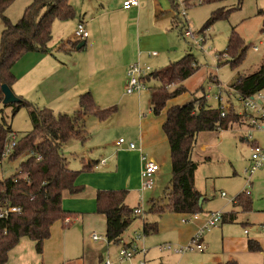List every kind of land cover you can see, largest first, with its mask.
Returning <instances> with one entry per match:
<instances>
[{
    "label": "rangeland",
    "instance_id": "rangeland-1",
    "mask_svg": "<svg viewBox=\"0 0 264 264\" xmlns=\"http://www.w3.org/2000/svg\"><path fill=\"white\" fill-rule=\"evenodd\" d=\"M87 1L69 0L72 6L76 8L81 7ZM92 1L97 3L98 6L101 4L108 6L109 4L115 7L118 4L122 5V9H125L123 0ZM163 1L164 10H166L165 15L170 17L175 15L176 12L171 1ZM31 2L32 0H14L5 11V16L12 23H16L23 16L26 7ZM176 2L179 5V13L185 8L187 15L183 19V16L179 14L177 17L179 26L173 27L171 23L170 28L164 33L158 32L154 20V18L162 17L163 13L155 16L152 9L143 12L141 30L136 35L139 36L144 28H148L152 33V39L137 37L138 40H143L137 51L138 53H145V59L136 62L139 61L143 65H148L152 71H157L170 62L179 60L186 53L192 54L196 60L197 70L183 82L187 90L175 98L176 104H185L193 97L195 92H198L204 86L208 94V103L212 107L219 106V101L215 96L221 92L222 104L229 106L228 110L232 106L235 112L242 114L243 119H246L241 125L222 130L219 134L214 132L200 133L193 152V159L199 165L195 173V187L206 198L203 204L204 213L209 214L210 211L218 210L228 212L235 208L237 210V221L222 223L217 227L206 230L204 236L207 246L202 241L205 247L204 251L190 249L183 253H176L173 250L160 252L158 245L171 243L173 247L181 248L191 241L186 244L176 243L170 235H168V238L172 239H163L165 235L161 231L145 236L142 221L144 213L138 215L137 219L132 222L124 233L123 239L124 241H130L132 238H136V244L146 250L144 255L145 264H225L228 261H235L236 264H264L263 244L261 245L262 250L255 252L248 250L247 244H242V237L244 236L250 237L253 233L259 232L264 235V229L261 228V225L264 224V167L257 169L252 174L245 171L252 163L251 155L255 149L253 143L257 142L259 147L264 148V119H262L264 114V90L254 96L259 101V94H261L263 100H261V103L257 102L259 105L253 109L245 107L237 92L229 87L240 76L258 71L264 64V13H259V11H264V0H243L241 3L239 0H221L203 4L200 0H176ZM215 10L226 11L225 16L207 26V22ZM116 14L117 12L112 15ZM70 28L71 25L62 26L57 31L52 28V38L48 46L52 48L49 50L56 56L55 58H59L60 68L56 69L50 78L43 83V87L47 89H58L53 87V84L60 87L62 84L69 82L72 76L77 73V70L73 69L71 71L68 63L60 59L61 54L59 51L63 50V47L71 50L72 44L77 42V39L74 38V32ZM3 29L4 21L0 19V48ZM187 29L193 33V36L185 34ZM233 29L249 47L246 50L244 59L238 66L234 67L231 63L219 65V55L225 52ZM153 51L158 52V55L150 57L148 53ZM79 70L81 72L85 71L81 67ZM212 81H215V83H211ZM149 85L148 82L147 86L149 87ZM176 85L177 83L170 85L169 89H173ZM114 89L119 96L122 94L119 85H115ZM12 90L17 94L13 86ZM149 91V88L144 89L130 96L140 95L143 101H148ZM125 95L128 94L125 93ZM55 105H57L56 101H49L47 105H40V107L47 106L55 110ZM117 106L119 107V105ZM248 114L258 118L256 125H251ZM3 120L11 126L12 131L19 138L32 130L29 111L26 107L20 108L13 114V106L4 105L0 101V122ZM106 135L98 138L97 133H91L90 137H87V141L74 138L63 145V153L68 160L69 168L78 172L77 177L88 171L87 168H84L82 157H95L104 154V148L109 146V141L113 139L114 132L107 137ZM98 139L104 140L106 143L96 144ZM26 159V153L14 159H10L8 156L3 157L0 162V180L15 174L20 169L21 163ZM171 174L170 158L165 162V169L163 170L165 185L171 179ZM248 181H250L248 190L251 191L252 209L244 211L239 207H235L233 200L238 194L244 193ZM222 192L226 193L225 198L221 196ZM141 207L144 208V205H141ZM246 229L249 230V235L244 234ZM223 231L225 238L222 237ZM97 232L101 235V239L94 243H97L98 246L105 243L108 246L107 250L99 251L103 255L102 262L97 260L94 263V256L91 255L90 258L89 255L84 259L78 258L72 264H105L107 261L112 264H127L139 260L141 255H135L127 261H122L120 251L124 249L123 243L107 244L105 233H102V231ZM26 239L31 241L28 237ZM26 253L27 246H24L23 254ZM11 261L9 260L7 264H11Z\"/></svg>",
    "mask_w": 264,
    "mask_h": 264
},
{
    "label": "trees",
    "instance_id": "trees-1",
    "mask_svg": "<svg viewBox=\"0 0 264 264\" xmlns=\"http://www.w3.org/2000/svg\"><path fill=\"white\" fill-rule=\"evenodd\" d=\"M13 1L0 0V19L4 21L0 48V101L4 98L2 84H8L12 88L16 81L12 71L14 64L28 52L49 51L48 43L52 38L54 22L69 20L76 15L69 0H32L23 16L16 23H12L5 16V11ZM170 1L176 12L173 26L178 27L177 17L181 15L179 5L176 0ZM200 1L203 4L221 0ZM239 1L241 3L243 0ZM225 13L224 10H215L207 26L224 17ZM259 13L263 14L264 11ZM80 42L77 40L72 44V48H76ZM248 47L249 45L233 29L225 52L219 55V65L231 63L234 67L238 66L244 59ZM195 63L193 55L187 53L179 60L145 77L147 83L154 82L149 86V94L151 110L155 114L162 113L170 100L187 90L183 82L196 72ZM174 83L177 85L169 89ZM230 88L243 98L263 91L264 64L258 71L240 76ZM198 92L200 93L197 94ZM198 92H195L192 99L185 104L173 105L167 110L163 128L171 148V185L163 199L166 203H163V200L153 201L146 214L161 217L168 211L182 214L204 212L203 204L206 198H203V194L195 187L198 162L193 159V152L198 135L202 132L231 129L246 120L243 119V115L235 112L232 106L226 115L222 116L220 106L214 108L208 103L204 86ZM18 97L20 98L18 103L10 104L13 106V114L22 107L28 108L32 130L21 138L18 137L12 153L8 156L14 159L26 153L27 159L21 163L15 174L0 180V207L10 203L21 208L19 213L0 220V264H6L10 251L23 237L33 240L39 253L43 251L44 242L51 235L52 225L66 216V211L62 207L63 192L69 190L74 193L78 190L75 185L78 172L69 168L68 160L63 153V145L74 138L86 140L89 137L85 115L91 114L100 120H107L117 112V106L100 108L90 91L80 95V112L74 114L56 113L49 107H40ZM11 132H13L11 126L5 120L0 122V162L3 160L6 141ZM257 146L258 143L254 142L253 147ZM37 155L41 156L40 160H37ZM93 166V163L87 162L84 168L90 169ZM127 196L128 191L125 189L100 190L97 194V212L106 219L108 244L123 243L124 233L137 219V215L134 214L135 208L129 207L126 203ZM233 201L235 207L244 211L252 208V199L246 191L238 194ZM223 216V223L234 222L237 219V211ZM157 231L158 222H150L145 218L143 234L149 236ZM248 249L255 252L262 250V247L257 241L249 240ZM225 264L236 262L228 261Z\"/></svg>",
    "mask_w": 264,
    "mask_h": 264
},
{
    "label": "crops",
    "instance_id": "crops-1",
    "mask_svg": "<svg viewBox=\"0 0 264 264\" xmlns=\"http://www.w3.org/2000/svg\"><path fill=\"white\" fill-rule=\"evenodd\" d=\"M74 9L76 12L74 18L63 21L56 20L53 28L57 31L62 26L71 25L70 29L74 32V38L79 21L85 22L89 29L90 36L84 40L86 44L83 48L77 49L76 47L70 50L63 47V50L59 51L60 59L68 63L71 71L77 70L76 75H73L69 82L60 87L53 84V87L58 89L43 87V83L56 69L60 68V60L56 59L50 50L47 52L32 51L26 53L14 64L12 71L16 76V81L13 87L16 95L38 106L47 105L49 101H56L57 105L54 108L56 113L74 114L80 112L79 97L86 91L93 94L96 104L102 109L119 105L117 112L107 120H100L91 114L84 116L89 137L91 133H97L98 138L106 134L107 137L113 132L114 137L109 141V146L104 148V154L95 157H82L84 165L91 162L94 166L76 178L75 185L78 188L76 192L72 193L69 190L63 192L62 207L66 211V216L63 220H57L52 225L51 235L45 240L43 251L39 253L36 250V243L31 239V241H27L28 239L23 237L19 244L10 251L6 264L9 260H12L11 264H72L78 258L84 259L89 255L90 258L91 255L94 256V263L97 260L102 262L103 255L99 251L107 250L108 246L105 243L98 246L97 243H94L97 241L92 239V234H98L97 231H102L106 237V219L97 212V194L100 190H127L126 203L129 207L142 208L141 205H144L142 208L143 224L145 218L150 222L157 221L158 231L165 235L163 239L173 238L176 243L186 244L191 241L213 213L210 211L209 214L207 212L182 214L168 211L158 218L155 217L156 215L146 214L153 201L164 199L165 192L171 185L172 176L166 185L163 181L165 162L171 158V148L163 125L168 108L180 104H176L175 98H173L162 113L155 114L151 110L150 94L148 101H143L140 95L136 97L125 95L126 71L130 64L136 63L137 60L142 61L145 57V53L137 51L143 42L137 37L152 39V33L148 28H144L139 36L136 35L141 30L143 12L152 9L155 16L163 13L162 17L154 18L159 33L168 30L171 23L173 26L174 15L171 17L165 15L163 0H148V5L147 0H140L138 7L127 10L122 9V5L117 4L112 7L109 4L108 6L101 4L98 6L97 3L88 0L81 7H74ZM115 12L117 14L112 15ZM49 49L52 48L49 47ZM80 67L85 71L81 72ZM211 83H215V81ZM115 85L121 87L122 94L120 96L114 89ZM113 129L115 131H109ZM221 131L214 133L219 134ZM121 137L125 138L127 143H135L136 148L130 149L127 144L119 146L117 141ZM103 143L106 142L98 139L96 144ZM144 156L160 165V169L155 174L152 188L143 186L141 172L145 163ZM163 203H166V200H163ZM232 211L237 210L234 208L224 214ZM236 221L237 219L234 222ZM222 223L223 220L220 224ZM244 234L249 235L250 232H244ZM168 235L172 238H168ZM222 237L225 238L224 231ZM226 238L229 240L228 237ZM249 240H255L260 245H264V235L261 232L253 233L250 237H242V244H247V249ZM202 241L205 242V236ZM134 242L136 243V238L124 241L123 244ZM204 244L207 246L206 242ZM24 246H27L26 254H23Z\"/></svg>",
    "mask_w": 264,
    "mask_h": 264
},
{
    "label": "built area",
    "instance_id": "built-area-1",
    "mask_svg": "<svg viewBox=\"0 0 264 264\" xmlns=\"http://www.w3.org/2000/svg\"><path fill=\"white\" fill-rule=\"evenodd\" d=\"M139 5H140V0H124L123 2V7L125 9H130L132 7H138ZM186 15H187V12H186V9L184 8L181 11V16L186 17ZM185 34L187 36H193V33L189 29L186 30ZM89 36H90V32H89V29L86 23L83 21H79L75 29V39H77L78 41H84ZM157 54L158 53L156 51L149 53L150 56H156ZM151 72L152 70L148 65H143L140 62L130 64L126 71L127 80H126V85H125V92L129 95H132L135 93H139L144 89H148L149 87L147 86L145 77H147ZM255 95L246 97V98H243V97H239V98L245 107L254 109L259 105L257 102L261 103V100H263V98L261 97V94H259V98H258L259 101L255 99L254 97ZM215 97L220 102L221 115L225 116L229 106L227 107L224 104H222L221 92L216 94ZM249 115H251L250 116L251 125H256L258 123L257 122L258 118L253 116L252 114H249ZM262 119H264V114L262 115ZM17 139H18V135L16 133L14 132L9 133L8 139L5 145L4 154H3L4 157L9 156L12 153ZM117 144L119 146L127 144V146L130 149L136 148L135 143L133 142L127 143L126 139L123 137H121L117 141ZM30 154H33V152H30ZM36 158L37 160H40L41 156L37 155ZM143 159L145 160L144 168L141 172L143 186L145 188H152L154 185L155 174L160 169V165L155 161L147 159L145 156L143 157ZM251 160H252L251 165L245 170L249 174H252L257 169L264 167V148H261L259 146L255 147L251 155ZM249 184H250V181H248L247 188L245 189L248 195L251 194V191L248 190V187L250 186ZM221 195L222 197H226L225 192H222ZM20 211H21V208L19 206L13 205L10 203H5L3 206L0 207V220L6 219L11 214H16V213H19ZM134 214L142 215L143 214L142 208L140 207L135 208ZM223 214L224 212L220 210L214 211L213 213H211L205 225L201 229H199L196 235H194V237L192 238L191 242L185 247L175 248L173 247L171 243H164L158 246L159 250L161 251L173 250L177 253H183L190 249H197L199 251H202L204 249L202 238L204 236L205 231L220 224V222L222 221ZM262 229H264V225H262ZM248 232L249 230L246 229L245 233H248ZM92 239L95 241H98L101 239V236L98 235L97 233H93ZM145 251H146L145 249L140 248L134 242L130 244L129 247L124 246V249L120 251V255H121L122 261H127L131 259L132 257H134L135 255H141L138 261L134 263H127V264H145V259H144ZM105 264H112V263L110 261H107L105 262Z\"/></svg>",
    "mask_w": 264,
    "mask_h": 264
},
{
    "label": "water",
    "instance_id": "water-1",
    "mask_svg": "<svg viewBox=\"0 0 264 264\" xmlns=\"http://www.w3.org/2000/svg\"><path fill=\"white\" fill-rule=\"evenodd\" d=\"M86 44V41H82L77 45V49H81ZM4 98L2 100L4 105L15 104L20 101V98L14 93L12 88L8 84H2L1 86ZM203 198H201L202 202Z\"/></svg>",
    "mask_w": 264,
    "mask_h": 264
}]
</instances>
